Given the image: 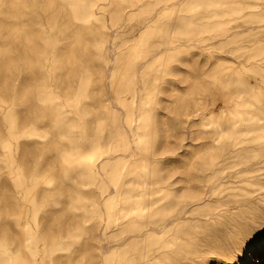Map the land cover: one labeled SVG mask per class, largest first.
Listing matches in <instances>:
<instances>
[{"label":"rangeland","instance_id":"1","mask_svg":"<svg viewBox=\"0 0 264 264\" xmlns=\"http://www.w3.org/2000/svg\"><path fill=\"white\" fill-rule=\"evenodd\" d=\"M263 92L264 0H0V264H98L174 177L237 245L209 264H264V159L228 130Z\"/></svg>","mask_w":264,"mask_h":264},{"label":"bare ground","instance_id":"2","mask_svg":"<svg viewBox=\"0 0 264 264\" xmlns=\"http://www.w3.org/2000/svg\"><path fill=\"white\" fill-rule=\"evenodd\" d=\"M250 88L248 96L253 94ZM228 130L234 134V156L244 146V151H259L264 159V92L257 106L247 100L245 116L233 119ZM97 153L95 146L77 153V160L94 161ZM182 181L179 177L161 185L157 179L143 181L123 195L115 247L105 244L98 264H209L213 254L236 250L234 243L209 238L220 231L213 229V233L200 225L212 214L200 211L201 199L182 200Z\"/></svg>","mask_w":264,"mask_h":264}]
</instances>
